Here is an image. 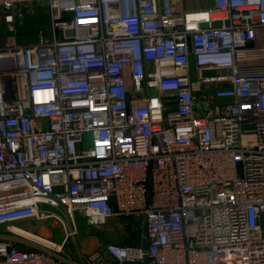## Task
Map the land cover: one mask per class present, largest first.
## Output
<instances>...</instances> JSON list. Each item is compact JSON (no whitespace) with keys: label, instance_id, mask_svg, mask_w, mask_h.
<instances>
[{"label":"built area","instance_id":"1","mask_svg":"<svg viewBox=\"0 0 264 264\" xmlns=\"http://www.w3.org/2000/svg\"><path fill=\"white\" fill-rule=\"evenodd\" d=\"M206 2L0 0L8 31L23 6L51 22L50 40L0 45L3 232L119 217L140 242L84 264H264V0ZM14 236L0 264H63Z\"/></svg>","mask_w":264,"mask_h":264},{"label":"rangeland","instance_id":"2","mask_svg":"<svg viewBox=\"0 0 264 264\" xmlns=\"http://www.w3.org/2000/svg\"><path fill=\"white\" fill-rule=\"evenodd\" d=\"M196 0H185L186 4L190 7L187 9L196 8L193 5ZM202 7H206V0H201ZM198 8V7H197ZM196 8V9H197ZM23 18L19 22H15L14 30L8 31L5 25H0V45L9 41L11 36L16 37L18 43H30L36 42L40 38L44 40L51 39L50 32V20L48 17L47 8L41 4L32 5L31 7H22ZM19 22V23H18ZM62 220L56 218H48L44 220L27 219L16 222L14 229L25 231L32 237H38L45 241L61 244L60 242L66 239L63 246L64 251L69 252L75 260L78 261L79 254L84 252H90L92 245L97 243L98 240L104 241V243L118 242L124 243L132 239L141 238L144 234V227L140 224L132 225L129 220L125 218L113 217L100 224H90L87 221V217L81 214L75 216L74 223L77 230V234L73 237L66 238V233L69 231V223L64 218L63 213H59ZM71 229V227H70ZM9 234L3 232L0 228V244L3 242V238ZM80 240L89 241V248H83V251H77V248H81V245L77 242ZM31 248V247H28Z\"/></svg>","mask_w":264,"mask_h":264},{"label":"crops","instance_id":"3","mask_svg":"<svg viewBox=\"0 0 264 264\" xmlns=\"http://www.w3.org/2000/svg\"><path fill=\"white\" fill-rule=\"evenodd\" d=\"M113 217H111V218H108V219H112ZM107 219V220H108ZM126 220H128V219H126ZM130 222V221H129ZM131 223V222H130ZM31 235V234H30ZM14 235H12V234H9L7 237H4L3 238V240L4 239H7V238H10V237H13ZM33 236V235H32ZM14 237H17V236H14ZM17 238H19V239H22L23 241H21L20 243H21V246H25V247H32V248H37L38 246H42L40 243H38L36 240H34V239H29V238H26V237H17ZM38 238V237H37ZM132 240H134V239H132ZM89 241H91V240H89ZM89 241H85V240H80L79 242H77L78 243V245L80 244L81 245V248L79 249V248H77V251L79 250L80 252L81 251H83L84 249L83 248H89ZM65 242H66V239H64V241H62V242H60L61 244L59 245V244H56V243H54V242H52V243H54L56 246H57V248H58V251H56V255L58 256V258H60V259H62V261H63V264H84V262H83V255H85L86 253H90V252H93V251H95V250H100V249H102V247L106 244V243H104V241H102V240H98L97 241V243H95V244H93L92 245V250L90 251V252H84V253H81V254H79V259H78V261L77 260H75V258L74 257H72L71 255H70V253L69 252H66V250L67 251H69V249H67L66 248V250L64 251V249H63V246H64V244H65ZM78 251V252H79Z\"/></svg>","mask_w":264,"mask_h":264},{"label":"water","instance_id":"4","mask_svg":"<svg viewBox=\"0 0 264 264\" xmlns=\"http://www.w3.org/2000/svg\"><path fill=\"white\" fill-rule=\"evenodd\" d=\"M143 248L146 249L147 248V243L146 240H143ZM112 264H119L117 261H113ZM122 264H147V258H145L142 262H123Z\"/></svg>","mask_w":264,"mask_h":264},{"label":"bare ground","instance_id":"5","mask_svg":"<svg viewBox=\"0 0 264 264\" xmlns=\"http://www.w3.org/2000/svg\"><path fill=\"white\" fill-rule=\"evenodd\" d=\"M13 230H14V231H17L18 233H21V234L24 235L26 238H29V239H35V238H36V237L33 238L32 235L26 233L25 231H22V230H19V229H14V228H13ZM48 241H49V240H48Z\"/></svg>","mask_w":264,"mask_h":264},{"label":"trees","instance_id":"6","mask_svg":"<svg viewBox=\"0 0 264 264\" xmlns=\"http://www.w3.org/2000/svg\"><path fill=\"white\" fill-rule=\"evenodd\" d=\"M140 240H141V238H138V239H134V240L125 241L124 243H134V242L138 243V242H140Z\"/></svg>","mask_w":264,"mask_h":264}]
</instances>
